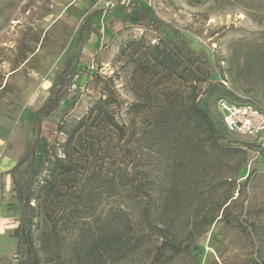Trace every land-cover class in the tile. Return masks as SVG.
Masks as SVG:
<instances>
[{"label": "rangeland", "instance_id": "rangeland-1", "mask_svg": "<svg viewBox=\"0 0 264 264\" xmlns=\"http://www.w3.org/2000/svg\"><path fill=\"white\" fill-rule=\"evenodd\" d=\"M146 1L214 64L205 108L222 135L260 151L213 145L205 125L187 120L203 77L174 55L176 68L163 67L168 34L140 28L133 12L104 0H0V264L16 257L20 217L8 171L36 139L50 159L66 151L72 168L66 178L44 166L34 182L40 264H149L159 233L182 248L163 264H264V135L227 131L216 108L224 98L264 111V0ZM99 9L122 21L118 34L105 12L85 23ZM79 39L92 58L80 97L62 132L58 112L37 128L30 109ZM121 237L139 248L123 255Z\"/></svg>", "mask_w": 264, "mask_h": 264}, {"label": "trees", "instance_id": "trees-1", "mask_svg": "<svg viewBox=\"0 0 264 264\" xmlns=\"http://www.w3.org/2000/svg\"><path fill=\"white\" fill-rule=\"evenodd\" d=\"M115 6L119 9L121 15H127L128 13L133 12L136 24L140 28L149 30L153 33H161L164 31L168 34V36L163 39V44L168 50L167 55L160 57V62L163 67L168 70H174L176 68V61L172 57L174 55L180 61L186 63L192 71L203 77V90L198 101L188 109L187 120H195L196 122L205 125L208 131V140L213 145L231 150L244 149L254 153L259 152V146L254 144L227 140L217 127L214 119L206 110L205 103L218 86V82L215 79L216 68L214 64L205 56L192 49L188 41L178 29L174 28L173 25L162 21L156 13L152 11L146 0H132L127 5L116 3ZM102 12H105L107 15L105 26L108 31L112 34H118L122 26V21L114 16L111 9L104 11L99 9L94 11L91 16L86 19L85 23L89 24L91 17H96ZM89 29L91 30L92 28L90 27ZM78 43L80 44V47L77 54L65 61L63 70L57 75L54 84L49 89L46 101L39 108L30 109L34 113V120L31 124L36 125L37 128H40L43 121L51 118L53 114L58 112L60 114L59 121L56 123V131L62 132L61 122L64 116L67 115L72 109L74 103L78 101L80 97V89L82 87L81 82L82 79L87 77L90 73L89 64L92 61V58L83 51L80 39ZM229 94L234 96L230 92ZM62 100L68 101V104L65 107H61ZM220 100L225 99H217L216 108L219 113L221 124L227 129L223 123L222 114L218 106ZM230 102L246 103L235 100H231ZM227 131L229 130L227 129ZM73 135L74 132L66 135V144L72 140ZM48 147L49 144H43L39 139H36L26 149L21 159L18 160L8 171L12 177L13 193L20 211V217L17 221L16 227L12 231V237L16 239V257L13 264H40L34 245V230L36 226V206L34 203L37 201V196L33 187L40 171L46 166L45 168L49 174L53 175L56 172L66 178L72 172V168L67 165V161L69 160L67 152L63 151L62 157L54 156L50 159V157L47 156ZM40 152L41 155L39 156V159H37L38 153ZM25 163V169L22 172H19L20 167ZM157 232H160V230H157ZM159 234L162 241L155 247L154 255L149 264L167 263L172 261V258L182 251V248L178 244L168 240L165 235L161 233ZM120 241L119 252L123 255L127 254V252L130 253L137 250L140 246L139 244L132 245L131 243L124 242L123 237L120 238ZM21 246H24L23 250L21 249Z\"/></svg>", "mask_w": 264, "mask_h": 264}, {"label": "built area", "instance_id": "built-area-1", "mask_svg": "<svg viewBox=\"0 0 264 264\" xmlns=\"http://www.w3.org/2000/svg\"><path fill=\"white\" fill-rule=\"evenodd\" d=\"M112 7L116 3L127 5L132 0H104ZM225 127L234 133L251 136L264 135V111L251 103L220 100L218 103ZM263 139V138H261Z\"/></svg>", "mask_w": 264, "mask_h": 264}]
</instances>
